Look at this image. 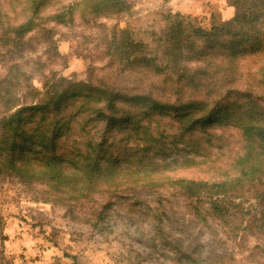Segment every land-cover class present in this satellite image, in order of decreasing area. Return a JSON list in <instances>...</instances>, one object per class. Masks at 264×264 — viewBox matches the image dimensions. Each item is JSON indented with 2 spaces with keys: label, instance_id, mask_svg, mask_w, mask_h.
<instances>
[{
  "label": "trees",
  "instance_id": "16d2710c",
  "mask_svg": "<svg viewBox=\"0 0 264 264\" xmlns=\"http://www.w3.org/2000/svg\"><path fill=\"white\" fill-rule=\"evenodd\" d=\"M44 1L26 0L31 15L2 32L0 41L10 55L39 25L35 18ZM230 4L233 16L210 27L184 28L182 15H171L175 26L165 37L152 40L155 49L127 30L113 33L107 48L109 64L117 62L120 73L137 69L142 77L160 76L146 84L138 78L132 89L103 77L95 79L91 67L84 80L53 74L38 90L30 86L24 71L11 65L0 77V182L12 178L26 187L43 186L42 199L70 207L120 191L166 187L192 200L198 221L207 225L212 217L234 222L226 227L225 240L215 235L207 242L205 254L197 233L184 226L180 235L196 243L187 247L188 252L186 247L170 249L165 257L172 264H248L244 259L264 264V259H256L264 255V64L253 73L241 64L248 53L264 52V0ZM130 7L129 0H80L52 19L66 22L78 8L92 16L86 19L90 22ZM192 59L198 61L194 66ZM167 119L177 129L172 136H165L160 125ZM217 127L237 128L242 138L225 167L219 165V155L214 167L220 178L173 176V170L205 164L214 148L217 152L224 148ZM117 129H129L134 147L116 146ZM173 153L178 157L167 161ZM251 200L257 212L251 210ZM205 201L210 210L202 211L196 203ZM244 212L253 213L244 219ZM249 232L262 241L247 247ZM174 239L170 241L174 245L184 241ZM212 244L229 247L216 252ZM235 247L247 248V254L238 259Z\"/></svg>",
  "mask_w": 264,
  "mask_h": 264
},
{
  "label": "rangeland",
  "instance_id": "374dc122",
  "mask_svg": "<svg viewBox=\"0 0 264 264\" xmlns=\"http://www.w3.org/2000/svg\"><path fill=\"white\" fill-rule=\"evenodd\" d=\"M79 1H44L35 18L39 25L25 36L23 45H17V50L12 53L14 56L10 55L5 42L0 41V77H4L9 67L16 64L18 72L24 71L28 75L30 86L42 90L43 84L53 74L81 81L88 77V70L93 67L95 79L103 77L132 89L138 84V78L146 84L160 76L142 77L137 75V69L120 73L117 62L109 64L107 48L113 33L127 30L132 38L148 42L150 48L155 49L157 45L152 40L172 32L175 25L170 16L175 13L182 15L184 28L187 25L188 29H193L218 24L231 18L235 11L230 0H129L131 7L128 10L90 22L86 19L92 16L83 15L78 8L67 16L66 22L52 19L54 13H66ZM30 15L26 0H0V37L6 28L20 24ZM260 52L248 53L241 62L243 69L253 73L263 65L264 52ZM197 63L193 59L190 62L191 66ZM160 125L165 136L177 133L169 119ZM214 130L222 134L224 148L220 152L214 148L205 164L186 169L172 167L175 169L171 172L173 176L205 180L220 178L214 165L218 166L219 162L225 167L231 155L240 149L242 138L234 127H217ZM130 136L129 129H117L116 146L134 147L135 142ZM219 142L216 140L214 144ZM70 143L68 141L67 146ZM165 156L167 154L156 161L161 162ZM177 157L173 153L165 159L170 161ZM41 187H26L12 178L0 182V260L3 264H172L165 255L182 247H186L188 252L187 247L196 243L192 238L187 240L180 235L184 226L189 225L187 231L190 229L193 234L197 233V239L204 244L205 254L207 242L215 235L225 240L226 227L234 223L212 217L207 218V225L198 221L192 200L166 187L106 194L95 203L76 207L42 199L39 194ZM250 202L251 210L257 212L255 201ZM196 205L202 211L210 210L211 206L208 201ZM251 215L244 212V219ZM160 217L162 222H159ZM237 220L241 218L237 216ZM244 226L245 222L241 227ZM174 237H183L184 241L174 245L170 242L175 240ZM245 239L247 247L262 241L251 232L245 234ZM225 246L229 247L227 244H212L216 252H221ZM233 254L239 259L247 254V248L239 251L235 247ZM256 259H264V255ZM244 261L251 264L246 259Z\"/></svg>",
  "mask_w": 264,
  "mask_h": 264
}]
</instances>
